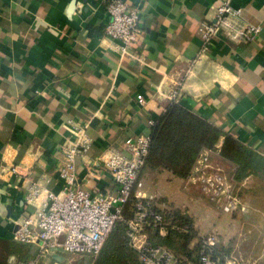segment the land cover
I'll list each match as a JSON object with an SVG mask.
<instances>
[{"label": "crops", "instance_id": "crops-1", "mask_svg": "<svg viewBox=\"0 0 264 264\" xmlns=\"http://www.w3.org/2000/svg\"><path fill=\"white\" fill-rule=\"evenodd\" d=\"M108 1L0 0V239L14 241L18 223L35 211L40 198L26 200L32 186L61 190L59 146L69 120L86 125L92 139L76 161L78 185L91 192L114 191L100 156L121 151L128 135L148 134L174 91L181 105L264 156V0L231 3L240 9L237 22L260 26L255 40L236 44L218 34L201 56L198 26L212 20L220 0H127L141 9L139 39L127 55L104 36ZM226 174L242 203L232 214L191 177L165 170L142 174L138 197L157 209L167 200L172 206L158 210L189 215L190 248L213 233L230 250L229 264H264V188L257 178L238 184L231 169Z\"/></svg>", "mask_w": 264, "mask_h": 264}, {"label": "built area", "instance_id": "built-area-1", "mask_svg": "<svg viewBox=\"0 0 264 264\" xmlns=\"http://www.w3.org/2000/svg\"><path fill=\"white\" fill-rule=\"evenodd\" d=\"M231 3L232 0H220L212 20L198 26L197 34L201 40L199 56L207 52L218 34L236 44L252 42L258 37L260 26L237 22L240 9L233 8ZM106 10L109 21L104 28V36L117 41L120 54L127 55L128 49L139 39L141 9L127 0H109ZM169 98L177 102V92H172ZM153 124L154 120L150 119L148 127ZM67 129L69 137L59 146L61 160L57 167L63 186L57 193L40 185L30 188L27 202L40 200L35 211L18 223L13 240L29 246L31 257L24 261L12 259L11 264H40L57 258L61 260L52 264H61L67 256L82 258V264H93L117 223L126 226L131 246L139 252L140 264H229L227 259L214 256L219 243L213 233L198 236L196 263L188 258L180 259L164 247L149 245L148 229L164 237L170 230L178 228L175 220L166 217V212L158 210L150 200L138 197V189L142 186L140 171L148 154L149 133L128 135L121 151L109 149L100 156L99 162L115 187L111 193H102L91 192L78 185L76 161L86 155L92 145L86 125L69 120ZM214 163L209 152L204 151L190 177L222 213L232 214L242 208V203L227 178L226 170ZM8 172L17 173L16 167H10ZM132 196L135 202L130 216L125 218V207ZM85 260L87 262L84 263Z\"/></svg>", "mask_w": 264, "mask_h": 264}, {"label": "trees", "instance_id": "trees-1", "mask_svg": "<svg viewBox=\"0 0 264 264\" xmlns=\"http://www.w3.org/2000/svg\"><path fill=\"white\" fill-rule=\"evenodd\" d=\"M154 124L149 128V148L140 177L145 172L168 171L174 177L186 179L193 175L201 153L208 151L210 157L220 162L221 166L231 169V178L240 183L248 177L257 178L264 188V156L257 153L221 127L202 118L179 102H171L166 110L154 117ZM237 196L240 198L239 194ZM135 199L129 198L124 217L130 216V209ZM178 228L170 230L161 237L153 229L147 230L148 243L151 247H164L177 257L188 258L197 262L199 246L190 244L194 239L193 220L186 213L175 210L166 212ZM30 248L12 240L0 239V264H9L8 258L15 257L24 261L30 257ZM230 250L218 247L214 256L227 259ZM93 264H140L139 252L131 246L127 228L117 223L109 233L103 247Z\"/></svg>", "mask_w": 264, "mask_h": 264}, {"label": "rangeland", "instance_id": "rangeland-1", "mask_svg": "<svg viewBox=\"0 0 264 264\" xmlns=\"http://www.w3.org/2000/svg\"><path fill=\"white\" fill-rule=\"evenodd\" d=\"M149 184V183H148ZM150 186H152L153 182H150ZM203 197V196H202ZM204 198V197H203ZM202 202V201H200ZM157 206V205H156ZM172 206L171 203H169L167 200L165 202H161L158 209L165 210L166 208ZM165 207V208H164ZM66 261H63L61 264H70V263H76V264H82V258H79L77 256H67L65 257ZM87 262L86 260L84 263Z\"/></svg>", "mask_w": 264, "mask_h": 264}, {"label": "water", "instance_id": "water-1", "mask_svg": "<svg viewBox=\"0 0 264 264\" xmlns=\"http://www.w3.org/2000/svg\"><path fill=\"white\" fill-rule=\"evenodd\" d=\"M57 260L59 261V260H61V258H57Z\"/></svg>", "mask_w": 264, "mask_h": 264}]
</instances>
